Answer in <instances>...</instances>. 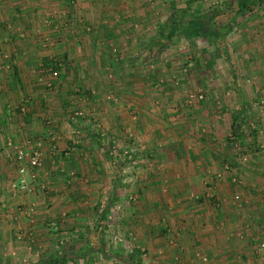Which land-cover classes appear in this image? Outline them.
<instances>
[{
    "label": "rangeland",
    "instance_id": "1",
    "mask_svg": "<svg viewBox=\"0 0 264 264\" xmlns=\"http://www.w3.org/2000/svg\"><path fill=\"white\" fill-rule=\"evenodd\" d=\"M81 1L41 0L38 22L29 33L38 30L39 40L46 30L58 34L56 43L65 41L63 33L66 35L72 29L64 16L72 13L71 9ZM120 1L118 9L109 8L111 10L107 13L121 16L126 31L136 34L139 46L136 53L126 55L111 51L110 57L103 58L106 63L99 60V65H90L96 69L86 70L85 77L84 71L77 70V65H66V58L58 57V54L50 57L38 55L37 64H50L56 59L57 65L53 75L45 74L41 81H37L35 75L32 83L38 87L36 111L50 154L47 157L44 154V158L42 155L38 167V184L33 192L38 195L35 200L38 206L35 207L33 202L23 200V195L10 190L11 182L18 178L16 165L9 161L8 164L0 163V208L8 203V207H15L21 216L10 224L6 223L9 226L7 238L0 235L3 241L0 247L4 246L1 250L7 258L5 264H48L55 255L62 257L60 264H131L127 259L130 253L136 251L141 257L149 253L146 247L138 248L129 231L115 225V211H122L121 205L109 207L106 219L99 218V210L104 209L111 193L117 189V193L122 191V197L126 195L124 202L131 206L137 200L136 193L130 192L138 183L134 180L137 173L146 175L162 170L163 151L148 150L146 144L152 142L160 150L163 142L157 136L168 140L172 136L170 129L176 126L172 122L184 127L178 128L185 132L182 138L187 139L191 138L187 136L188 129L195 128L199 133L202 127L213 126L212 123L223 128L228 120L230 123L235 120L229 119L230 116H236L238 124L234 131L231 124L230 129H225L230 132L226 139L233 146L232 159L243 160L244 171L236 167L237 170L231 172L238 182L226 179L224 193L232 195L234 192L232 201L237 193L236 205L248 204L250 222L254 226L264 225V217L260 218L264 215V0H257L244 12L237 8V0ZM104 9L97 7L96 12H90L102 13ZM89 26L84 31L90 32L93 27ZM27 29L19 26L17 36L24 38ZM48 47L52 48L51 45ZM14 52L7 48L0 50V64L8 54L13 63ZM111 57L117 58V63L113 60V64H109ZM61 59L65 65L59 64ZM3 66L0 65V72L7 70ZM70 85L71 90L67 93L71 98L68 105L62 102L65 106L61 107L65 125L61 132L52 123L50 113L59 109L54 107L55 99L51 96L60 97V91L66 92ZM114 85H123V89L116 92ZM49 96L51 100H46L45 97ZM133 96L137 98L132 100ZM31 102L28 103L25 97L19 102L16 100L7 113L14 114L18 120V116L24 118L31 112L33 100ZM118 103L125 116L121 133L116 134L114 129L120 119H111L108 123L91 113L99 110L100 105L114 109ZM141 103H149L154 108L152 117L154 122L160 123H156L151 140L147 133H136L131 127L141 120L137 117L141 114ZM22 105L26 109L24 113L20 110ZM110 109L107 113H112ZM75 111H79V115ZM1 128L0 144L2 142L8 150L4 154L13 156L14 149L20 144L4 135L9 133L6 127ZM160 129L165 131L164 136ZM216 137V142L223 139V136ZM221 141L226 142L225 139ZM87 176L91 180H86ZM72 178L81 179L73 190L69 188ZM214 185L217 186L213 181L205 184L204 199L218 208L212 193ZM87 188L95 196H82ZM13 194L17 196L8 202L7 197ZM30 206L33 207L31 211ZM254 209L256 213L251 212ZM259 210L263 213L260 214ZM23 216H37L38 224L35 219L34 226L30 221L28 229L22 228ZM255 231L259 238L251 236L254 239L250 238V254L242 264H264V250L257 246L258 241L264 240V226ZM16 241L22 245H17ZM204 256L207 260L203 259ZM204 256H200L202 261L209 262V257Z\"/></svg>",
    "mask_w": 264,
    "mask_h": 264
},
{
    "label": "crops",
    "instance_id": "2",
    "mask_svg": "<svg viewBox=\"0 0 264 264\" xmlns=\"http://www.w3.org/2000/svg\"><path fill=\"white\" fill-rule=\"evenodd\" d=\"M40 1L0 0V50L7 48V50L15 51L14 53L16 54L12 63V70L0 72V106L3 108L0 111V128L6 127L5 129L9 133L6 132L4 135L13 138L16 144L22 145L27 141L31 145L38 142L43 143L41 144V149L44 158V154L47 157L50 152L48 147H46V141L43 139L45 131H43V126L38 121L37 116L38 87L32 84L36 75L34 69L38 62V55L47 54L50 57L58 54V57L61 56L68 61V64H66L61 59L60 65H77V70H82L85 73L87 72L86 70H95L96 68L90 65H99V60L105 64L106 61H103V58L110 57L111 51L118 54H133L136 53L139 46L137 44L138 41L135 40L136 34L126 31V27H124L125 21L122 17L107 13L110 12L112 7L118 9L119 3H121L120 0H82L76 7H73L74 9H71L73 10L72 13L64 16L65 19L68 18L67 20L70 22L72 29L67 31L66 35L63 33L65 41L56 43L55 39L58 38V34L48 33L46 30L42 34L41 39L38 40V30L34 31L33 29L30 33L29 31L38 22V3ZM97 7L99 10L100 7H105V11L102 13L90 12H96ZM59 17L63 18L60 15ZM89 25L93 27L92 30L90 32L84 31L85 27L87 28ZM19 26L29 29L25 31L24 38L17 36ZM38 43L41 47H38ZM46 45L47 47L51 45L52 48H45ZM116 59L114 60L111 57L109 64H113V60L117 63L118 60ZM129 62L132 63L133 60L130 59ZM80 84L83 86V82H80ZM87 86L91 88L90 84H87ZM69 87L66 92L60 91V97L51 96L55 99L54 107L59 109L58 112L56 111L53 114L48 111L53 118V125L61 132L65 129V125L62 123L64 113H62L61 107L65 106L62 102H66V105H68L71 98L67 93L68 90H71V85ZM121 89H123V85H114L116 92ZM24 97L30 104L32 103L31 100H33V106L27 116L24 118L18 116V120L14 114L10 115L7 112L12 108L14 101L18 100L19 102ZM51 97L45 98L46 100H51ZM133 97L132 100L137 98ZM99 98L97 97V100ZM147 102H149V99H147ZM120 103L116 104L118 106L113 107L114 109L100 105L99 110L96 109L97 111L91 113L96 116L95 118H101L105 122L108 121V123H110L111 119L115 121L117 118L120 119L114 129L116 134L121 133L120 129H123L124 126L122 118L125 115ZM44 104L47 105V103ZM141 105L146 109L140 106L141 114H137V117H141V120L138 123L134 122V124H131V127L135 128L136 133H145V135L147 133V136L150 135L147 138L151 140V134L154 133L155 125L158 123L154 122L152 117V112H155V110L151 108L149 103H141ZM109 109L112 113H107ZM229 119H232V117L230 116ZM120 122H122L121 126H119ZM172 123L176 124V126L170 129L172 136L168 137V140L156 135L163 142L160 150L152 142H150V145L146 144L148 150L163 151L162 154L164 156L162 155L163 157L161 158L162 170L158 173H146V175L137 173L134 180L138 181V183L135 188H133L134 186L131 187L132 191H130L136 193L137 200L132 202L130 206L124 202L126 195L122 197V191L117 193L118 189L116 188L117 191H113L109 200L105 203L106 205L111 204L112 206L110 207H113V205L116 207L122 206V211H115V225L124 227V229L129 231L130 236H134L136 239L138 248L146 247L149 253H146L143 257L139 253L137 254L142 264H242L243 259H247L250 254V238H253L251 236H256L255 239H258L259 237H257L255 230L258 231L259 227L264 225L258 226L257 224L254 226L250 222L251 216L248 204L236 205L237 201H232L234 192H232V195H229V192L224 193V182L233 175L231 172L237 170V168L244 171L243 160L234 161L232 159L233 146L227 141L228 138L226 139L227 134L230 132H228L229 130L226 132L225 129L228 127L230 129L229 125L231 124V129L233 130L235 128L232 125L233 122L230 123L228 120L226 127L223 128L212 123L213 126L210 125L207 129L202 127L199 133L195 128L190 129V131L188 129L187 136L191 138L187 139L182 138L185 132L178 128L184 127L177 124L178 122ZM160 132L164 136L165 131L160 129ZM58 134L60 133L58 132ZM216 135L223 136L221 140L225 139L226 142L221 140L216 142ZM180 138L182 139L180 140ZM0 145L3 147L0 148V151L4 149V151L0 152V159L3 160L0 163L8 164L9 161V163L13 162L15 165L13 156L4 154L8 151L5 145L2 142ZM9 149L11 148L9 147ZM262 158L263 162L264 155H262ZM75 163L77 164V162ZM226 167H229V170H225ZM220 173L222 177L218 178L217 175ZM239 174L241 176L240 171ZM88 176L86 180H91ZM35 178L36 184H38V169L35 172ZM80 180L72 178L69 188L73 190ZM212 181L217 184V186L214 185L215 191H212V193L215 195L214 198L217 200L218 208L214 207L215 205L213 204H208L206 199H204L206 198L205 184ZM75 190L79 189L76 188ZM11 192L15 193L13 190ZM34 193L20 195L24 196L23 200L33 202L35 207L38 206L35 203L38 195ZM84 193L82 196H95L89 188ZM13 195L7 197L8 202L17 196ZM195 196L197 197L195 198ZM99 212L100 216L102 211L99 210ZM251 212L256 213L257 211L254 209ZM259 213L262 214L263 211L259 210ZM36 217L25 218L23 216L22 220L24 219L25 221H20L21 227L28 229L27 225L30 224V221H32L34 226L33 222L35 219H37L36 223L38 224V218ZM261 217H264V215H260ZM18 218H21V216L15 207H8V203L2 206L0 208V232L2 231L0 235H5V238H7L9 226L6 223L10 224ZM259 221L262 224V220ZM238 231L243 237L236 236ZM0 243L2 244L3 241L0 240ZM16 243L17 245H22L20 241H16ZM3 247H0V264H5L7 261L4 252L1 250ZM201 255L208 256L209 262H203L200 258ZM243 264L245 263L243 262Z\"/></svg>",
    "mask_w": 264,
    "mask_h": 264
},
{
    "label": "built area",
    "instance_id": "3",
    "mask_svg": "<svg viewBox=\"0 0 264 264\" xmlns=\"http://www.w3.org/2000/svg\"><path fill=\"white\" fill-rule=\"evenodd\" d=\"M5 58L1 65H4L3 67L5 69H10L12 67V59L8 55H5ZM53 63H55V59H53V62L50 64H44V63H38L37 65V71H36V79L37 81H41L43 75L45 74H52L53 75ZM44 82L45 79L43 80ZM48 86H50L49 83H46ZM20 110L24 113L26 111L25 106L22 105ZM76 115H79V111L74 112ZM54 140V136H52V141ZM41 158H42V149H41V143L38 142L34 145H31L29 141L25 142L22 145L17 146L14 149L13 152V160L16 165V171L18 178L15 181H12L10 186L11 189L15 193L19 194H31L35 190L36 186V178H35V172L37 171L38 167L41 166ZM229 167H226L225 170H228ZM218 178H221V173L217 175ZM230 180L232 183L238 182V179L235 175L230 177ZM239 199V195L236 193L234 195V200L237 201ZM29 210H32V206L28 207ZM27 214H30L27 212ZM239 237H243V235H238ZM257 246L259 249L264 250V240L258 241ZM204 260H207V258L204 256Z\"/></svg>",
    "mask_w": 264,
    "mask_h": 264
},
{
    "label": "trees",
    "instance_id": "4",
    "mask_svg": "<svg viewBox=\"0 0 264 264\" xmlns=\"http://www.w3.org/2000/svg\"><path fill=\"white\" fill-rule=\"evenodd\" d=\"M256 1L257 0H237V8L240 10V12H244L246 9L252 8L253 7V4L256 3ZM54 67H57V65L55 63H53V68ZM235 117L236 116H233L232 117L233 119H235L233 121V124L232 125L237 126L238 122H237V119ZM234 129H233V131H234ZM109 207H110V204H107L104 207V209L102 210V213L100 215V218H105L106 219L107 214H108ZM135 252H133L132 254L130 253L129 255H127L128 261L131 264H141V261L139 260V257L136 255ZM68 253H71V252L68 251ZM61 258L62 257H60L59 255H55V256H53V257L50 258V261H49L48 264H60L61 261H62Z\"/></svg>",
    "mask_w": 264,
    "mask_h": 264
}]
</instances>
